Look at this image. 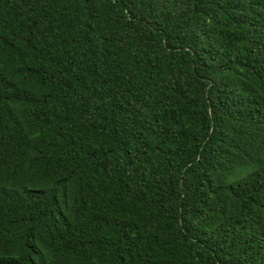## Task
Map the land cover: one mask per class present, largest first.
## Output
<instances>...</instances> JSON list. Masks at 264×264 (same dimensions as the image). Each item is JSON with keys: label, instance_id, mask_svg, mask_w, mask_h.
I'll return each mask as SVG.
<instances>
[{"label": "trees", "instance_id": "obj_1", "mask_svg": "<svg viewBox=\"0 0 264 264\" xmlns=\"http://www.w3.org/2000/svg\"><path fill=\"white\" fill-rule=\"evenodd\" d=\"M0 264H264V0H0Z\"/></svg>", "mask_w": 264, "mask_h": 264}]
</instances>
